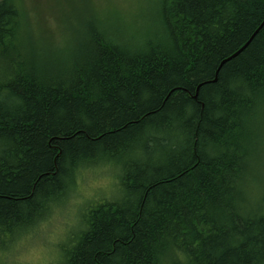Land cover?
<instances>
[{
	"label": "trees",
	"instance_id": "16d2710c",
	"mask_svg": "<svg viewBox=\"0 0 264 264\" xmlns=\"http://www.w3.org/2000/svg\"><path fill=\"white\" fill-rule=\"evenodd\" d=\"M70 6L56 41L0 0V249L113 160L119 196L85 207L54 264H264V0H159L136 45Z\"/></svg>",
	"mask_w": 264,
	"mask_h": 264
},
{
	"label": "rangeland",
	"instance_id": "374dc122",
	"mask_svg": "<svg viewBox=\"0 0 264 264\" xmlns=\"http://www.w3.org/2000/svg\"><path fill=\"white\" fill-rule=\"evenodd\" d=\"M71 1L73 0H20L32 31L39 35L47 34L56 41L67 35L65 31L67 23L73 25V31L79 27L78 10L70 6ZM158 1L76 0L77 5L79 3L84 9H89V13L99 15L110 32L123 38L118 42L135 45L141 37L149 36L152 11ZM252 141L253 156L249 162L248 179L254 182L253 185L259 186L264 184V106L263 116L257 122V131ZM79 174L75 186L63 198L60 197L59 204L51 208L35 227L20 236L8 251L0 249V264L57 263L60 259V244L68 242L69 238L75 236L82 228L85 207L101 198L115 199L119 196L122 175L120 163L113 160L104 161L95 164L91 169L80 171ZM116 184H119V187ZM253 199V204L259 201L254 196ZM73 214L78 218L77 225L67 232L58 233V242L53 244L51 234L56 226L66 227L65 221L71 219ZM61 235L62 239L59 238ZM76 239L67 246L68 249L75 244Z\"/></svg>",
	"mask_w": 264,
	"mask_h": 264
},
{
	"label": "clouds",
	"instance_id": "9594fccd",
	"mask_svg": "<svg viewBox=\"0 0 264 264\" xmlns=\"http://www.w3.org/2000/svg\"><path fill=\"white\" fill-rule=\"evenodd\" d=\"M78 223V218L75 217V215L73 214L72 218L65 221V224L67 225L65 227V225H57L55 230L53 231V233L51 234V240L52 243L55 244L58 242V238H57V234H62L64 232H67L71 227L76 226ZM59 238H63V236L61 235Z\"/></svg>",
	"mask_w": 264,
	"mask_h": 264
},
{
	"label": "water",
	"instance_id": "95a60500",
	"mask_svg": "<svg viewBox=\"0 0 264 264\" xmlns=\"http://www.w3.org/2000/svg\"><path fill=\"white\" fill-rule=\"evenodd\" d=\"M246 44H247V43H245V45H246ZM245 45H244V46H245ZM244 46H243V47H244ZM243 47H241L239 50H241ZM239 50H238V51H239ZM238 51H237V52H238Z\"/></svg>",
	"mask_w": 264,
	"mask_h": 264
}]
</instances>
